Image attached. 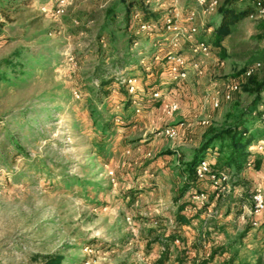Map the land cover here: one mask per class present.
Returning <instances> with one entry per match:
<instances>
[{
  "label": "rangeland",
  "instance_id": "rangeland-1",
  "mask_svg": "<svg viewBox=\"0 0 264 264\" xmlns=\"http://www.w3.org/2000/svg\"><path fill=\"white\" fill-rule=\"evenodd\" d=\"M143 1L161 24L176 12L186 24L196 5ZM117 2L116 23L98 39L107 11ZM123 6L121 0H20L7 16L0 12V264H44L49 255L63 257L61 264H158L163 237L176 232L183 243L170 247L165 264H181L184 247L199 259L212 246L230 250L211 264L231 255L264 264V213L251 211V194L259 187L264 191V160L259 169L247 164L241 172L230 171L229 189L219 197L208 182H198L197 188L208 192L206 204L194 211L193 223L175 221L189 192L181 196L196 149L254 99L250 90L264 69L247 75L243 67L260 61L252 58L264 45L262 21L242 19L224 40L225 53L217 48L201 72L192 69L187 80L176 83L165 62L155 59L157 53L165 55L170 34L164 28L137 34L138 12L131 13L130 29ZM197 7L198 26L216 21L215 13ZM132 33L137 41L130 50L137 61L113 66L112 53L125 54ZM200 34L210 43L213 32ZM182 51L192 58L187 43ZM98 71L115 77L103 99L94 94ZM132 75L139 77L140 94L128 117L119 87L122 77ZM233 79L240 90L228 101L223 94ZM155 81L163 101H177L179 110L168 114L162 103L144 108L139 100ZM216 93L218 108L211 102ZM103 122L116 125L105 147ZM248 124L252 132L264 131L257 115ZM169 128L178 134L168 136ZM262 138L264 132L255 140ZM256 249L263 252L256 255Z\"/></svg>",
  "mask_w": 264,
  "mask_h": 264
},
{
  "label": "trees",
  "instance_id": "trees-1",
  "mask_svg": "<svg viewBox=\"0 0 264 264\" xmlns=\"http://www.w3.org/2000/svg\"><path fill=\"white\" fill-rule=\"evenodd\" d=\"M20 0H0V12L7 16L9 7L12 5H18ZM196 1V0H190ZM238 0H226L218 10V14L221 17L219 24L214 28L213 34L210 39V45L212 50H216L220 48L224 53L226 49L222 46L223 41L233 34L235 28L238 25V22L242 19L249 17L251 9L249 7H237ZM123 6V10L126 14L127 25L130 28L131 26V13L133 11H137L140 13V16L143 20H151L157 17V13L149 10V8L145 5L143 0H121ZM18 3V4H17ZM119 3H114L110 9L107 11L105 16L102 29L97 35L98 39H102L104 31L108 30L111 25L116 23V19L118 14L117 7H119ZM133 22V20H132ZM133 24V23H132ZM213 24V23H212ZM210 24V25H212ZM208 27V26H207ZM131 29V28H130ZM134 33V32H133ZM130 34L129 38V48L126 49L125 54H121L120 50H115L112 54L115 56V60L112 61L113 66H123L128 67L133 65L137 60L134 58L133 53L131 52V47L137 41V38L134 34ZM213 47H216L215 49ZM111 54V55H112ZM110 55V56H111ZM252 59L260 60L256 62H261V69H264V46L258 49L255 52V55ZM253 61V60H252ZM249 61L243 67V71H245L249 66L255 63ZM134 66V65H133ZM94 80H96L99 84L98 88L94 91L96 97L103 99L104 97H108L110 95L111 87L115 83V77L113 75H109L105 71H98L94 75ZM120 91L124 95V104H125V114L132 115L133 110L131 107L133 106L134 96L131 95L127 89L125 83H120ZM158 82H153L152 84L147 85L144 88V92L142 93V98L139 101H145L144 108L150 107V105H160L162 103L161 98H153L152 93L155 90L160 89ZM255 94L254 99L251 103L241 111L238 116L235 118L232 124L226 126V128L220 130L217 133L211 134L207 136L205 141H203L200 146L196 149L195 154L191 161L186 166V171L189 176V182L186 184V188L181 192V196L183 197L187 191L192 189L200 190L197 188V183L201 182L198 180L195 172V168L198 165L199 161L202 160L203 154L206 156L210 154L211 157L216 155L215 164L213 166L216 170H227V171H237L241 172L248 163L253 165L255 168H260L264 158L261 155H253L249 151V146L252 142L258 138L263 132H252L249 127V124L254 118L259 109V107L264 104V99L261 97L264 92V74L262 79L257 80L254 84V88L250 90ZM139 95V93H138ZM139 103V102H138ZM150 103V104H149ZM135 107V106H134ZM109 121V120H108ZM116 125L111 124L110 122H103L101 125V139L103 147L106 146L107 142L111 135L115 134ZM189 203L188 196H184V199L178 204V210L175 214V221L177 226H182L184 224H189L191 222V217H187L183 212L184 207ZM264 229V226H263ZM181 238V236L176 232V234H169L167 238V243H162L165 246L164 251L161 253L160 257L157 260L158 264H165V261L168 259L170 254V247L175 238ZM203 241V240H202ZM201 242V240H200ZM206 242V240H205ZM203 241V243H205ZM196 249L198 248V243L193 245ZM261 246H264V238L261 241ZM174 247V246H173ZM179 247V246H178ZM229 246H212L208 255L202 258H193L189 252H192V249L189 247H184L180 250V254H183L184 259L180 260L181 264H188L192 262L193 264H211L214 263L216 257L218 255H223L229 253ZM194 251V250H193ZM263 252L262 249L255 250V254L259 255ZM179 257V255H178ZM179 260V259H178ZM63 261V257L49 255L44 258V264H61ZM261 259L259 258L255 262H251L250 260L239 259L236 255H231L228 258L223 259L218 264H260Z\"/></svg>",
  "mask_w": 264,
  "mask_h": 264
},
{
  "label": "built area",
  "instance_id": "built-area-1",
  "mask_svg": "<svg viewBox=\"0 0 264 264\" xmlns=\"http://www.w3.org/2000/svg\"><path fill=\"white\" fill-rule=\"evenodd\" d=\"M250 1L252 4V9L249 17L252 19L264 20V0ZM220 2L221 0H196L195 7L189 11L185 18L186 24H183L182 20L184 19V16H180L179 12H176V15H165L163 24H161L159 20H143L140 16V13L138 12L136 13L135 17L137 21L136 33H149L154 29L164 28V30L170 34L168 50L166 51L165 55L162 56V58H160L158 53L155 54V59L163 60L167 65L168 70L175 74L178 80L185 81L188 79L190 70L195 69L200 71V65L203 64L204 61L210 60L214 57L210 43L204 39L196 38L197 34L199 33V26L196 23L199 15V8L197 6H199L200 9L202 8L203 13H210L219 6ZM57 10L60 13L64 11L63 8H58ZM207 30L209 32L213 31L212 28H208ZM182 43H187L193 59L185 55V53L182 51ZM143 61L144 59L141 60V62ZM261 65V62H255L253 65L249 66L244 73L251 75L257 69H259ZM147 69H150V67L148 66ZM138 82L139 77L135 75L124 76L121 79V83H125L129 93L134 96L133 103L135 104H137L135 97L138 95V93L140 94ZM239 90L240 85L236 79L231 80L229 83H227L224 90V98L228 101L232 100L234 94ZM163 93L164 92L162 89H158L152 93V96L153 98L162 99V106H164L168 114H173L175 111L179 110L180 104L177 101H163ZM211 102L215 108H218L221 105L219 93H216L212 96ZM142 110V107H137L136 109L137 112ZM256 115L264 124V104L259 107ZM207 122L209 121H204V123ZM166 133L168 136L174 137L178 134V131L175 130V128H169L166 130ZM249 151L252 154L261 155L264 158V138L254 140L249 146ZM214 164V158L211 156H206L199 161L195 168V172L198 180L202 182H208L210 189L216 193V197H219L229 189V183L234 177V174L227 170H216L213 168ZM250 165L251 164L248 163V166ZM187 196L189 203L184 207L183 212L187 217H192L194 215V211L206 204V201L208 200V192L202 189H192L189 191ZM251 202V211L253 216L264 213V191L261 187L255 189V191L251 194ZM256 221L257 220H254L252 225H257ZM168 236L169 234H166L165 237H163L164 243L168 242ZM182 243L183 242L181 238L177 237L174 239L172 246H180ZM161 249L163 252L165 246L163 245ZM188 264L193 263L190 262Z\"/></svg>",
  "mask_w": 264,
  "mask_h": 264
},
{
  "label": "crops",
  "instance_id": "crops-1",
  "mask_svg": "<svg viewBox=\"0 0 264 264\" xmlns=\"http://www.w3.org/2000/svg\"><path fill=\"white\" fill-rule=\"evenodd\" d=\"M225 1H226V0H221L219 6H218L213 12L208 13V14L215 13L216 16H217L216 21H215V22H212V19H210V20H208L209 22H207V23H205V24H203V22L201 21V23H202L203 25H202V26H199V27H200V28H199L200 31H202V29H203L204 31H206V29H208V28H212L213 31H214V28L219 24L220 19H221V17H220L219 14H218L219 7H220ZM237 7H238V8L249 7L250 9H252V4H251V1H250V0H238V1H237ZM246 18H247V17H246ZM249 18H250V17H249ZM261 21H262L263 25H261L260 31H264V20H261ZM211 22L213 23L212 25H210ZM239 22H240V21H239ZM239 22H238V23H239ZM208 23H209V24H208ZM207 26H208V27H207ZM205 28H206V29H205ZM200 31H199V33H198L197 36H196L197 39H202V38H201ZM213 31H212V32H213ZM230 36H231V35H230ZM230 36H229V37H230ZM222 45H223L224 47H226V44L224 43V41H223ZM263 46H264V45H263ZM225 49H227V48H225ZM177 80H178V79H177ZM176 83H181V82H180V80H179V81L176 82ZM179 85H181V84H179ZM206 156H211V155H210V154H207ZM213 158H214V160H215V159H216V155H214ZM205 183H206V182H203V184H205ZM207 184H208V188L210 189V185H209V183H207ZM210 190H211V189H210ZM188 193H189V192H188ZM190 223H193V220H192ZM225 255H227V253H226V254H223V255H219V258H220V256H221L222 258H224ZM217 258H218V257H216V259H217ZM216 259H215V261H216Z\"/></svg>",
  "mask_w": 264,
  "mask_h": 264
}]
</instances>
